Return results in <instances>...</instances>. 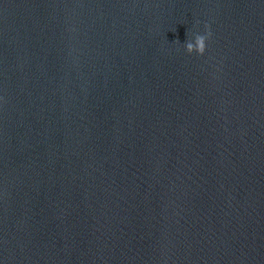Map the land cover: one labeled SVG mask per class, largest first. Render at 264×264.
<instances>
[{
    "label": "water",
    "instance_id": "95a60500",
    "mask_svg": "<svg viewBox=\"0 0 264 264\" xmlns=\"http://www.w3.org/2000/svg\"><path fill=\"white\" fill-rule=\"evenodd\" d=\"M0 264H264V0H0Z\"/></svg>",
    "mask_w": 264,
    "mask_h": 264
},
{
    "label": "clouds",
    "instance_id": "9594fccd",
    "mask_svg": "<svg viewBox=\"0 0 264 264\" xmlns=\"http://www.w3.org/2000/svg\"><path fill=\"white\" fill-rule=\"evenodd\" d=\"M211 33L207 35L196 34L194 42H189L186 44V49L189 53H196L199 55H204L207 51V43Z\"/></svg>",
    "mask_w": 264,
    "mask_h": 264
}]
</instances>
